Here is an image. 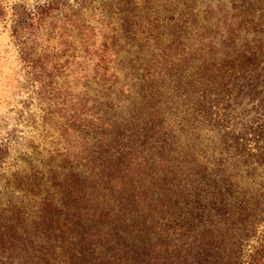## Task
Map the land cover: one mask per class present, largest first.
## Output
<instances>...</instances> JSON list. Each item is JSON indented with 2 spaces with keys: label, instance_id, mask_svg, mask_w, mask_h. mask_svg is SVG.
<instances>
[{
  "label": "trees",
  "instance_id": "1",
  "mask_svg": "<svg viewBox=\"0 0 264 264\" xmlns=\"http://www.w3.org/2000/svg\"><path fill=\"white\" fill-rule=\"evenodd\" d=\"M101 2L85 7L94 23L83 0H43L12 25L68 142L13 163L0 264H264V0H228L223 23L198 0H163L152 32L137 0ZM74 30L97 39L75 95L46 50Z\"/></svg>",
  "mask_w": 264,
  "mask_h": 264
},
{
  "label": "rangeland",
  "instance_id": "2",
  "mask_svg": "<svg viewBox=\"0 0 264 264\" xmlns=\"http://www.w3.org/2000/svg\"><path fill=\"white\" fill-rule=\"evenodd\" d=\"M40 1L43 0H0V143L8 142L9 147V153L2 164L8 172L2 173V169L0 170V210L10 207L21 198L20 192L13 189L10 184L9 171L13 170V163L18 162L19 158L31 160L35 157L37 160H43L55 157V153L62 151V147L68 142L64 132H59L60 129L57 127L61 119L56 117L54 106L49 104L44 95L37 93L41 90H37V83L31 79L28 66L19 57L18 46L11 33L12 25L17 24V20L23 19L26 9ZM70 1L79 5L82 0ZM83 1L80 13L87 21L94 23L97 9L86 10L85 7L87 4L89 7H97L102 2L101 0ZM170 2L171 0H168V3ZM198 2L201 7L207 6L209 20L207 19L206 22L212 23L217 18L222 20V23L223 18H226V21L233 20L227 19L232 12L228 8V0H198ZM169 5L163 3V0H137V3H133V11L143 16L138 23L139 31L160 30L163 21L170 16ZM150 23L154 24V27H150ZM58 24L60 23H56ZM65 30L72 29L65 27ZM141 32H139L140 37H143L144 34ZM79 36V32L74 30L73 38H67L65 44L61 43V40H56L46 49L48 53L53 52L51 62L72 68L66 73V79L61 76L58 83L62 84V87L68 86V91L74 95L81 86L77 72L73 68L78 64L92 65L94 58L91 56L97 42L96 36H88L82 40ZM137 43L138 40L134 41L133 46H137ZM121 45L125 44L122 42ZM34 46L38 47L36 44ZM84 47L87 48V54L83 50ZM43 62L51 64L44 58ZM70 142L74 143V140L71 139ZM19 164L26 163L24 161Z\"/></svg>",
  "mask_w": 264,
  "mask_h": 264
}]
</instances>
